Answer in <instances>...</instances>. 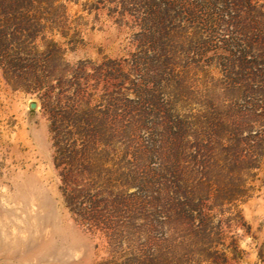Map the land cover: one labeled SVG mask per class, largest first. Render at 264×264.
<instances>
[{"label": "rangeland", "instance_id": "1", "mask_svg": "<svg viewBox=\"0 0 264 264\" xmlns=\"http://www.w3.org/2000/svg\"><path fill=\"white\" fill-rule=\"evenodd\" d=\"M0 264H264V0H0Z\"/></svg>", "mask_w": 264, "mask_h": 264}, {"label": "water", "instance_id": "2", "mask_svg": "<svg viewBox=\"0 0 264 264\" xmlns=\"http://www.w3.org/2000/svg\"><path fill=\"white\" fill-rule=\"evenodd\" d=\"M31 108H35V104H32V105H31Z\"/></svg>", "mask_w": 264, "mask_h": 264}]
</instances>
